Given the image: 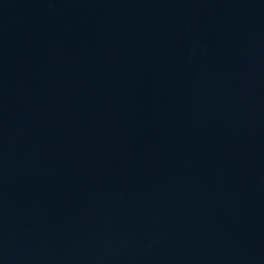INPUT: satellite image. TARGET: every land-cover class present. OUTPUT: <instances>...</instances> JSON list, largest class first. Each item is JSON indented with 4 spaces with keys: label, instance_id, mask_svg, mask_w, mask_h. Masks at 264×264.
<instances>
[{
    "label": "water",
    "instance_id": "1",
    "mask_svg": "<svg viewBox=\"0 0 264 264\" xmlns=\"http://www.w3.org/2000/svg\"><path fill=\"white\" fill-rule=\"evenodd\" d=\"M0 264H264V0H0Z\"/></svg>",
    "mask_w": 264,
    "mask_h": 264
}]
</instances>
